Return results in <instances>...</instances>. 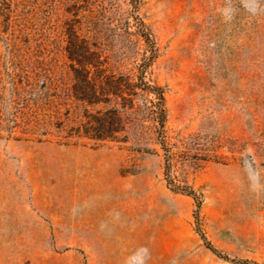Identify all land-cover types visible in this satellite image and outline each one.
Returning <instances> with one entry per match:
<instances>
[{
    "label": "rangeland",
    "instance_id": "1",
    "mask_svg": "<svg viewBox=\"0 0 264 264\" xmlns=\"http://www.w3.org/2000/svg\"><path fill=\"white\" fill-rule=\"evenodd\" d=\"M39 3L62 64L63 0ZM135 10L156 42L164 147L0 129V264H128L142 248L145 264H264V187L254 191L244 167L252 161L264 186V0ZM5 59L0 25V76ZM12 107L5 91V117Z\"/></svg>",
    "mask_w": 264,
    "mask_h": 264
},
{
    "label": "trees",
    "instance_id": "2",
    "mask_svg": "<svg viewBox=\"0 0 264 264\" xmlns=\"http://www.w3.org/2000/svg\"><path fill=\"white\" fill-rule=\"evenodd\" d=\"M39 1L0 0L6 54L0 97L7 91L14 108L7 117L0 109V129L19 126L42 136L131 140L138 150H149L147 141L164 147V88L150 71L156 42L135 10L138 0H128L124 11L116 0H63L57 25L62 64H53L51 40L36 16ZM127 61L130 66L122 69ZM187 187L176 190L194 195Z\"/></svg>",
    "mask_w": 264,
    "mask_h": 264
},
{
    "label": "clouds",
    "instance_id": "3",
    "mask_svg": "<svg viewBox=\"0 0 264 264\" xmlns=\"http://www.w3.org/2000/svg\"><path fill=\"white\" fill-rule=\"evenodd\" d=\"M257 2H259V0H257ZM247 4V0H245V5ZM244 167H245V171L248 172V175H249V179L250 181L252 182V189L254 191H258L260 190L262 187L259 180V173L252 167V161H249L247 158L245 159V162H244ZM148 252V249L147 248H142L140 250H138L136 252L135 255H133L128 264H145V255L144 254H147Z\"/></svg>",
    "mask_w": 264,
    "mask_h": 264
}]
</instances>
